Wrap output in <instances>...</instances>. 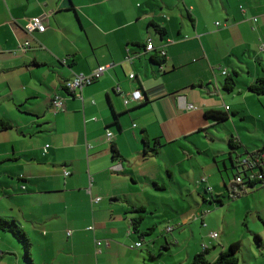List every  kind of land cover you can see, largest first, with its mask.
Instances as JSON below:
<instances>
[{
    "label": "crops",
    "instance_id": "0c3cea01",
    "mask_svg": "<svg viewBox=\"0 0 264 264\" xmlns=\"http://www.w3.org/2000/svg\"><path fill=\"white\" fill-rule=\"evenodd\" d=\"M228 1L0 0V119L13 126L0 131V217L17 220L27 232L35 264L37 259L55 264L51 249L60 237L67 239V257L83 260L94 255L93 240L128 249L118 240L133 238L135 207L146 208L141 231L153 229V235L155 228L145 226L155 222L149 217L159 216L167 178L178 170L188 178L202 170L204 194L213 199L221 193L217 160L209 170L206 163L198 162L195 172L185 165L204 152L198 141H216L214 129L225 123L207 113H239L227 109L230 93L224 84L230 74L249 75L239 92L244 117L249 100L256 106L254 116L264 115V96L250 91L264 77V0H237L240 11L228 10ZM41 15L47 16V31L29 34V21ZM153 24L164 27L167 36ZM27 42L31 46L23 52ZM149 42L153 51L147 50ZM156 52L165 56L163 65L153 63ZM101 66H110L102 78L76 94L66 91L68 81ZM136 89L143 102L126 105L125 96ZM56 95L62 98L60 110L53 106ZM145 139L151 148L159 140V153L152 154ZM114 148L121 156L117 160ZM205 150L224 157L220 174L227 188L236 173L233 163L228 165L229 150L214 144ZM207 210L202 223L218 225L217 213ZM218 230L213 228L201 246H209L212 262L233 244L220 234L211 238ZM3 250L1 259L13 255Z\"/></svg>",
    "mask_w": 264,
    "mask_h": 264
},
{
    "label": "rangeland",
    "instance_id": "374dc122",
    "mask_svg": "<svg viewBox=\"0 0 264 264\" xmlns=\"http://www.w3.org/2000/svg\"><path fill=\"white\" fill-rule=\"evenodd\" d=\"M240 7L241 2L237 0H229L226 3V8L230 11H240ZM217 21H219L218 23L220 25L224 23V19L222 18H219ZM245 66L247 68L245 70L247 71L249 66L251 67L249 64ZM242 76L243 79L241 75L238 78L236 77L238 85L235 93L236 99H234V95L230 93V101L227 103L229 108L233 107V111L235 110L239 113L228 122L220 124L217 130L214 129L216 141L209 142L202 135L204 139L198 141V144L204 152L201 155L197 154L196 158L192 156L190 160L188 159L189 165H185L188 168L199 169L198 162L201 164L206 163L208 165H205V170H209L211 168L210 164H213L214 160L219 162L218 167H214L218 172L217 181L222 185V194L218 193L217 195L221 196L223 199V205L214 202L208 194H204V186L200 183L203 177L202 170H200L198 174H193L191 178H188L178 170L174 178L170 179L169 177L171 176L167 178L169 189L164 190L162 193L165 197L163 198L162 207L158 209L159 216L155 215L154 217H149L150 221L154 220L155 222L151 224L152 226H145L146 229H149V227L155 228L153 235L151 234L145 238H141L139 234L135 233L130 240L127 238L118 240V242L127 246L129 250L126 248L119 249L113 242L111 243L114 247L110 249L113 245L110 246L109 241H102L101 239L102 242L98 240V242H100V244H98L93 240L95 253L91 258H86L85 260L77 255H70V257H67L69 253L66 249L67 239L63 240V237H60L51 249L52 257L55 258L53 263L191 264L197 252L203 250L201 247L202 242L207 239L213 228H217L219 229L218 233L224 241H232V243L241 242L242 248L239 254V264H264V241L261 243L258 238L259 235L264 239V186H260L240 198L233 199L220 174V169H225L224 157L213 158L214 152H212V150H205L211 144H214V147H218L224 151L227 150V152L229 150V152H231L229 139L232 137L238 138L241 144L250 151H257L264 148V115L262 118L254 116L253 113L255 112L256 106L255 103L250 100H247L248 104L246 106V111H248L249 114L247 113L244 117V113H241V105L239 106V103L241 104V96L239 92L241 91V87L244 86L245 79L249 78V75L245 73ZM262 103L264 104V102ZM224 108L226 109V107ZM194 139L197 140L199 137H194ZM238 152L242 155L244 149H239ZM227 161L228 165L231 166L232 161L230 157L227 158ZM209 208L217 213L218 225L215 220L207 224L202 223L203 214L209 212V210H207ZM260 210L262 214H260ZM151 212L152 211L149 213L151 214ZM101 218L108 220L105 214H103ZM169 226L174 227L172 233H167ZM223 230L225 234H223ZM0 234L4 237L0 238V248L2 246L3 249H5L3 252L7 250L14 251L13 255L11 254L1 259L0 264H28L24 259V246L18 242L12 234L2 232H0ZM82 237L87 236L82 235ZM173 237H175L176 240L172 239ZM137 243H142L143 246L135 248L134 245ZM108 246H110V248ZM88 247L90 246H87V250L89 251ZM229 247H227V249ZM98 248L101 251L98 252ZM17 253H21L20 261L17 259ZM211 253H209V259L212 258ZM37 263L41 264L38 259Z\"/></svg>",
    "mask_w": 264,
    "mask_h": 264
},
{
    "label": "trees",
    "instance_id": "16d2710c",
    "mask_svg": "<svg viewBox=\"0 0 264 264\" xmlns=\"http://www.w3.org/2000/svg\"><path fill=\"white\" fill-rule=\"evenodd\" d=\"M157 33L162 37L165 38L167 36V30L164 27H161L158 24H153ZM154 46V45H153ZM153 63L157 65H163L165 63V56L161 53L156 52V54L152 57ZM239 75L238 72H233L230 74L224 84V88L227 92L233 93L237 88V79L236 77ZM88 86V85H87ZM67 91V90H66ZM250 91L258 96H264V77L259 78L251 87ZM76 94V93H73ZM237 113L234 112H227V111H211L207 113V117L213 118L219 122H226L230 120L233 116H236ZM13 128L10 121L5 119H0V131H7ZM145 146L146 148L150 149L149 151L152 154L159 153V150L162 147V144L159 140L155 142L154 148L150 147V142L148 139H145ZM229 145L231 147L230 152V159L233 163V167L236 170L234 175V181L230 182L227 186L228 192L230 196L235 198H240L243 195L249 194L250 191H254L260 186H264V148L257 150V151H250L249 149L245 148L240 140L236 137H232L229 139ZM244 149V153L241 155L238 150ZM114 157L115 160L119 159L121 156L114 148ZM257 172V178L254 181H249V174ZM262 176V179L259 177ZM241 177L243 182L238 183L237 178ZM217 197V198H216ZM214 202H218L221 205L224 204L223 199L221 196L216 195L213 197ZM146 212L145 207L134 208L133 213H138L139 215L136 216L131 220V226L135 233L139 234L141 238H145L148 235L152 234L153 229H150L146 232L141 231V227L145 220L144 214ZM0 231L4 233L12 234L15 239L20 242L25 249L24 259L28 264H35L33 258V242L32 239L29 237L27 232L23 229L21 224L13 219V218H4L0 217ZM260 239V238H259ZM242 244L241 242H235L230 245V247L223 251L219 257L215 261H211L209 259V249H204L200 253H197L191 264H239L240 258L239 254L241 252ZM5 255V254H4ZM7 255V254H6ZM2 256L0 257V259Z\"/></svg>",
    "mask_w": 264,
    "mask_h": 264
},
{
    "label": "built area",
    "instance_id": "2783aa9c",
    "mask_svg": "<svg viewBox=\"0 0 264 264\" xmlns=\"http://www.w3.org/2000/svg\"><path fill=\"white\" fill-rule=\"evenodd\" d=\"M46 20H47V16L46 15H41L38 17H34L32 18L28 25L26 26V30L29 34H34L36 32L39 33H45L47 31V25H46ZM255 21H257V19L255 18ZM219 24V23H218ZM31 46L30 42H27L25 45L22 46L21 50L23 52H26L28 50V48ZM155 49V47L153 46L152 42H149L148 46H147V50L148 51H153ZM261 49L264 51V42L261 44ZM165 54V53H164ZM110 66H101L99 67L92 75L90 76H86V75H78L75 78H73L71 81H68L65 85V89L70 92V93H76L81 91L85 86L92 84L93 82H95L96 80L100 79L103 77V75L105 74V72L108 70ZM227 72H224V75H226ZM135 74H132L130 76V78L133 80L135 79ZM118 92L121 91L120 88L117 89ZM144 100V95L142 90L140 89H136L134 90L132 93H130L129 95L125 96V104L128 105L131 102H143ZM53 106L55 109L60 110L63 107V102H62V98L59 95H56V97L53 98ZM187 109L193 110L195 109V107L193 105H189ZM227 109L229 110V107H227ZM108 138L110 141H112L113 139V133L108 132ZM49 147V146H48ZM71 173L69 171L65 172L66 176H69ZM257 178V172H253L249 174V181H254ZM263 177L260 176L259 179H262ZM237 182L241 183L243 182V179L241 177L237 178ZM101 199H97L96 202H100ZM89 230L93 231L94 227H90ZM174 230V227L169 226L167 231L168 232H172ZM71 232H69V236H71ZM211 238L213 239H218L219 238V233L218 232H213L211 234ZM98 244H100V242H98ZM136 248H140L142 247V243H137L135 245ZM204 249H208L209 246L204 245L203 246Z\"/></svg>",
    "mask_w": 264,
    "mask_h": 264
}]
</instances>
